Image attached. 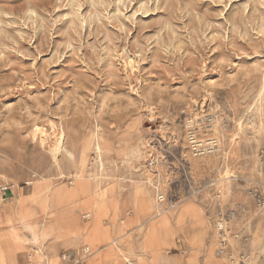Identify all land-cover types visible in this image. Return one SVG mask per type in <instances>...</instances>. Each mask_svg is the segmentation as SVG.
Listing matches in <instances>:
<instances>
[{
    "label": "rangeland",
    "instance_id": "obj_1",
    "mask_svg": "<svg viewBox=\"0 0 264 264\" xmlns=\"http://www.w3.org/2000/svg\"><path fill=\"white\" fill-rule=\"evenodd\" d=\"M191 130L220 150L195 156ZM81 156L100 202L74 188ZM254 172L264 177V0H0V189L13 197H0V264L30 244L29 259L46 260L39 244L62 235L82 238L85 264L99 248L130 260L134 220L151 257L138 264H168L158 249L181 192L207 212L216 184L247 207L228 197ZM111 181L126 185L123 218Z\"/></svg>",
    "mask_w": 264,
    "mask_h": 264
},
{
    "label": "crops",
    "instance_id": "obj_2",
    "mask_svg": "<svg viewBox=\"0 0 264 264\" xmlns=\"http://www.w3.org/2000/svg\"><path fill=\"white\" fill-rule=\"evenodd\" d=\"M252 174L248 175V178L240 174L239 180H233L234 182L230 188L231 194L228 197V204L245 203L249 209V214H240L241 219L239 218L238 226L243 229V235L239 241L230 242L229 251L235 255L251 254L254 256L253 264H264V221H262V216L255 210L257 207L255 201L247 198V189L250 183L264 184V177L259 172ZM109 185H114V191L112 192L119 202L120 217L123 218L127 210L128 194L124 190L126 185L117 181H111ZM0 191V197L4 202H8L13 198L12 192H7L5 188L1 187ZM26 192L27 190L25 189ZM13 195L16 196L15 191ZM180 197V202L177 203L174 211H172L173 213L170 214V225L176 234L174 236L172 231L173 237L169 241V245L158 249L163 254H166L169 259L168 264H230L226 256L219 257L216 255L218 244L212 221L218 209L212 207L206 212V204L201 206L199 203H191L196 201L195 199L183 201L185 198L183 192L179 195ZM204 197L206 198V196ZM107 201H110V198ZM170 203L168 202L167 207H169ZM137 219H140L141 224L147 221L145 215H141ZM119 222L120 219L111 228V233L118 237L121 235ZM132 225L134 226L130 229L132 233L125 239L122 248L125 251L130 249L134 251L135 255L130 257V261L135 264H138L135 256H144L147 260H151L149 252L142 249L140 241L143 238V234L138 230L137 220H134ZM181 227H185L188 235L179 232ZM30 236L32 237V234ZM39 246H42V253L45 255L46 260L40 258L38 254L30 260L29 257L34 249H38V246L30 244L27 245L29 249L27 256L17 257L16 254H8L5 257L6 264H74L82 256V249L87 247L80 236L70 235L47 237ZM100 250L102 251V248L95 251L94 264H127V260L121 255H117L114 249L111 251L105 250L102 253H100ZM65 254L70 255L71 259L64 260L63 256Z\"/></svg>",
    "mask_w": 264,
    "mask_h": 264
},
{
    "label": "built area",
    "instance_id": "obj_3",
    "mask_svg": "<svg viewBox=\"0 0 264 264\" xmlns=\"http://www.w3.org/2000/svg\"><path fill=\"white\" fill-rule=\"evenodd\" d=\"M189 139L190 144H192L193 151L195 153V156H204L205 154H213L218 151V145L216 142L214 144H209L207 142L203 143V141L198 140L197 133L191 130L189 132ZM214 186V194H213V204L217 207V220L215 221V228H216V234H217V240H218V249L216 252V255L219 257L226 256L229 260L230 264H252V258L247 255H240V257H237L233 255L229 251V244L231 242L232 238H237L235 234V221L238 219L239 213L243 212L245 213L247 211V207L245 206H229L225 203L224 197V191L223 188L216 187V184ZM262 186L260 184H255L253 187V191L251 192V195L256 199L257 204L260 207H263L264 200L262 199ZM161 202H166V197L162 196L160 198ZM91 250L87 247H84L82 249V256L79 258V260H76L74 264H85L87 258L91 256ZM64 260L71 259V256L68 254H65L63 256ZM127 264H135L133 261L127 260Z\"/></svg>",
    "mask_w": 264,
    "mask_h": 264
},
{
    "label": "bare ground",
    "instance_id": "obj_4",
    "mask_svg": "<svg viewBox=\"0 0 264 264\" xmlns=\"http://www.w3.org/2000/svg\"><path fill=\"white\" fill-rule=\"evenodd\" d=\"M263 106V105H262ZM189 126L191 127L192 126V122L190 123L189 122ZM192 128V127H191ZM196 130V129H195ZM195 130H193L194 132H195ZM218 145V151L220 150V146H219V144H217ZM58 150H59V147L56 149V152L58 153ZM65 153L66 154H69V152L66 150L65 151ZM68 156V155H67ZM74 160V159H73ZM72 160V161H73ZM68 161V160H67ZM77 162L75 163V168H74V170L76 169V172H75V176H76V178H77V183L74 185V188H77L78 186H79V184H81V188H82V190L85 192H87V193H89L91 196H92V199L93 198H95V199H97L99 202H100V199H101V197L103 196H105V195H92L91 194V192H90V187H89V181H90V177H91V175H90V173L88 172V170H87V165H86V158H85V156H81V158L79 159V160H76ZM57 165H58V168H59V171H62L61 169H62V167H61V164L59 163L60 162V160H55L54 161ZM74 162V161H73ZM73 164V163H72ZM58 170V169H57ZM82 171L84 172V175L83 176H81V174L80 173H82ZM66 174V173H65ZM60 175H63V173L62 172H60ZM75 179V178H74ZM96 194V193H95ZM91 198V197H90ZM1 202V201H0ZM1 207V206H0ZM7 209V208H6ZM5 211V210H4ZM77 215V214H76ZM7 217V216H6ZM9 222H8V226H10V228H11V225H12V223H13V221H12V219H9L8 220ZM7 222V221H6ZM0 223H1V220H0ZM73 225V224H72ZM71 224H69L68 223V230H77V227H73ZM56 226V225H55ZM12 229V232H10L11 233V235L13 236V237H15L16 236V232H15V229L14 228H11ZM82 229V228H81ZM75 233V232H74ZM76 234V233H75Z\"/></svg>",
    "mask_w": 264,
    "mask_h": 264
}]
</instances>
